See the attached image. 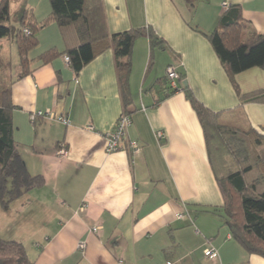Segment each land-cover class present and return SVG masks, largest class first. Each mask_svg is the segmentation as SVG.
<instances>
[{
    "label": "crops",
    "instance_id": "1",
    "mask_svg": "<svg viewBox=\"0 0 264 264\" xmlns=\"http://www.w3.org/2000/svg\"><path fill=\"white\" fill-rule=\"evenodd\" d=\"M224 1L239 7L250 23L244 39L264 34V0H199L194 8L185 0L96 2L109 37L148 28L165 42V48L152 47L147 37H139L133 46L128 138L139 142L138 154L106 151V133L125 114L111 48L77 73L65 58L68 49L83 43L82 34L75 25L51 22L36 33L31 74L20 77L10 50L14 45L19 55L16 40L8 38L14 42L10 48L2 40L0 56L12 67L2 79L11 89L16 150L45 184L17 201L26 217L0 230V236L23 243L32 264H264L214 213L224 199L203 127L185 92L168 96L163 84L167 68L175 66L183 85L222 114L221 121L264 136V104H241L207 37L229 11ZM9 5L10 19L14 14L20 26L26 12L39 25L52 14L49 0H9ZM93 8L95 2L88 9L92 16ZM50 51L53 57L41 59ZM235 80L243 94L264 89V70ZM37 113L64 116L70 124L47 116L33 119ZM63 148L66 156L59 155ZM28 225L34 227L30 246L18 235ZM209 246L219 252L214 262L204 255Z\"/></svg>",
    "mask_w": 264,
    "mask_h": 264
},
{
    "label": "trees",
    "instance_id": "2",
    "mask_svg": "<svg viewBox=\"0 0 264 264\" xmlns=\"http://www.w3.org/2000/svg\"><path fill=\"white\" fill-rule=\"evenodd\" d=\"M51 16L42 24H37L32 12H26L16 33V44L21 67L20 77L31 74L30 52L38 45L36 37L41 26L51 22L60 27L75 25L82 34L83 43L68 49L66 54L70 65L78 73L99 53L112 49L117 63V74L125 114L131 103L129 79L132 69L131 55L137 38L147 37L152 47L165 48V42L151 29H135L108 36L103 17L97 9L98 0H49ZM199 0H185L194 8ZM95 2L94 13L88 10ZM92 11V10H91ZM9 0L0 3V52L2 40L11 36ZM250 23L244 19L239 7H230L220 20L219 28L208 35L215 53L229 74L241 104H264V89L243 94L235 77L253 69L264 70V34L244 35ZM29 29L31 35L23 33ZM95 33L89 34L90 31ZM92 31V32H93ZM92 35V36H91ZM84 36L88 39L85 40ZM50 51L41 59L51 58ZM10 62L5 63L0 56V206L8 210L14 202L45 184L42 176H33L16 150L11 101V89L4 83L3 75L10 73ZM180 75V74H179ZM2 76V77H1ZM11 80L8 77L7 80ZM166 93L175 94L183 90L190 101L205 133L206 146L215 179L221 190L224 204L214 211L230 229L233 238L247 252L264 258V136L252 127L242 129L228 124L222 114L214 113L197 100L192 91L180 84L172 89L167 77L163 79ZM0 264H32L25 245L0 236Z\"/></svg>",
    "mask_w": 264,
    "mask_h": 264
},
{
    "label": "built area",
    "instance_id": "3",
    "mask_svg": "<svg viewBox=\"0 0 264 264\" xmlns=\"http://www.w3.org/2000/svg\"><path fill=\"white\" fill-rule=\"evenodd\" d=\"M222 7L225 10H229L231 5L228 3V1H224L222 3ZM23 33L27 36L31 35V32L29 29L25 28L23 29ZM66 62L70 64V60L68 57L65 58ZM166 77L168 80V83L172 89H176L178 87V84H180V75L176 69L175 66H170L167 68L166 71ZM36 116L40 117H50L51 119H55L59 122H62L65 125H69L70 121L68 118L64 116H55L51 113L48 114H43V113H37L36 115L33 116V119L36 118ZM131 125V117L122 114L118 120L116 121L114 128L107 132L105 135V140H106V151L108 154H113L117 153L123 149H128V151H131L133 154H138L141 152V148L139 145V142L130 140L128 138V129ZM89 130H93L94 128L92 126L88 127ZM157 139L162 140L164 139V133L160 132L157 134ZM125 143L127 144V147H125ZM59 155L61 156H66L67 155V150L66 149H61L59 152ZM99 231L98 227H95L93 229L94 233H97ZM80 248L84 249L85 245L80 244ZM205 258L210 260V261H216L219 259V252L212 246H209L205 251H204Z\"/></svg>",
    "mask_w": 264,
    "mask_h": 264
},
{
    "label": "rangeland",
    "instance_id": "4",
    "mask_svg": "<svg viewBox=\"0 0 264 264\" xmlns=\"http://www.w3.org/2000/svg\"><path fill=\"white\" fill-rule=\"evenodd\" d=\"M8 25H9L10 29L12 30L11 36L8 38L9 39L12 38V41H13L16 38V35H15L16 30L17 29L19 30V28L21 27L18 20H16L14 14L12 15V18L10 19V22L8 23ZM8 38H5V39L8 43V47L10 48V46H12L14 42H12V44H9ZM10 50H11L12 60H13V63H12L13 67H14L13 69L15 71L16 69H18V67L20 69L19 55L16 52L14 45L10 48ZM240 128L246 129V126L243 125V126H240ZM20 205H21V202H14L11 205V208H9L8 210H4L0 206V230H2L4 228L9 229L8 225L13 223V226H14V224H16V222H19L22 220V218L26 217L25 215L27 213H25V212H23L25 215H20L22 213L21 210L19 209ZM39 222H40V220H39ZM33 228L34 227H31L30 225H28L26 228L25 227L22 228V230H20V232H18L19 234L17 233L18 235H21L23 237V238L21 237L20 240L22 242H24L25 244H27L28 246H30V242L33 240V237H32L33 235L31 234V232L33 231Z\"/></svg>",
    "mask_w": 264,
    "mask_h": 264
}]
</instances>
